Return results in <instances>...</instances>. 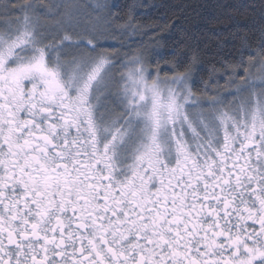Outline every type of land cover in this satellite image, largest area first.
I'll return each mask as SVG.
<instances>
[{"label":"snow or ice","instance_id":"1","mask_svg":"<svg viewBox=\"0 0 264 264\" xmlns=\"http://www.w3.org/2000/svg\"><path fill=\"white\" fill-rule=\"evenodd\" d=\"M116 7L0 0V264H264V5L215 95L102 47L146 34Z\"/></svg>","mask_w":264,"mask_h":264},{"label":"trees","instance_id":"2","mask_svg":"<svg viewBox=\"0 0 264 264\" xmlns=\"http://www.w3.org/2000/svg\"><path fill=\"white\" fill-rule=\"evenodd\" d=\"M23 2L24 0H12L13 4ZM107 2L119 5L112 11L121 15L127 12L128 6L136 5L135 19L146 26V34L127 39L120 33L112 31L107 33V36H115L116 39L110 40L118 44L107 46L102 44V47L116 50L121 54L127 53L129 56L142 52L153 66L155 61L159 60L162 74L168 72L169 75L171 69L164 65L165 60H173V54L176 52L181 56L196 52L202 61L194 85V93L198 95L207 94L205 81L213 87H219L218 84L226 79V76L221 74L210 81L208 69L212 65L222 69V61L238 64L241 52L247 60L248 56L255 54L254 50L258 46L260 13L264 0H107ZM245 34L248 36L247 41L243 40ZM121 40L125 43L123 48L120 47ZM245 43L249 48L244 47ZM154 49L160 55H154ZM231 74L229 70L227 75ZM222 87L225 85L220 86Z\"/></svg>","mask_w":264,"mask_h":264},{"label":"rangeland","instance_id":"3","mask_svg":"<svg viewBox=\"0 0 264 264\" xmlns=\"http://www.w3.org/2000/svg\"><path fill=\"white\" fill-rule=\"evenodd\" d=\"M45 1H46V2H44V3H48V2H50V0H45ZM79 2H80V3H95L96 0H79ZM89 11H92V10L89 9ZM15 15H19V13L17 12V13H15ZM108 37H109V36H108ZM102 44H105V45L107 46V45H110V44L117 45L118 43L115 42V41H111L110 38H107V39H104V40L102 41ZM102 46H103V45H102ZM252 71L254 72V69H253ZM161 73H162V72H161ZM222 83H223V84H222ZM222 83L218 84L219 87H217V88H220V86L225 85V84H226V79L223 80ZM221 84H222V85H221ZM223 88H224V87H222V88H220V89L222 90ZM193 92H194V86H193ZM215 94H216V93L213 92V91H208V92H207V95H215Z\"/></svg>","mask_w":264,"mask_h":264}]
</instances>
